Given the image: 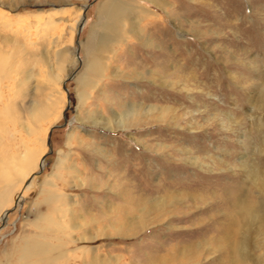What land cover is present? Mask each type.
Here are the masks:
<instances>
[{
  "label": "rangeland",
  "instance_id": "rangeland-1",
  "mask_svg": "<svg viewBox=\"0 0 264 264\" xmlns=\"http://www.w3.org/2000/svg\"><path fill=\"white\" fill-rule=\"evenodd\" d=\"M159 1L0 0L21 35L0 31L1 53L24 80L32 67L18 106L57 91L67 104L51 132L40 122L50 151L45 143L41 170L10 206L0 264H22L19 246L33 241L56 246L34 264H264V0ZM108 2L127 13L112 41L117 28L103 29L100 15ZM59 52L64 79L47 87ZM94 56L99 75L88 70ZM133 106L154 112L115 121ZM45 190L67 203H48ZM245 194L263 223L225 245L217 227L233 207L224 199Z\"/></svg>",
  "mask_w": 264,
  "mask_h": 264
},
{
  "label": "bare ground",
  "instance_id": "bare-ground-1",
  "mask_svg": "<svg viewBox=\"0 0 264 264\" xmlns=\"http://www.w3.org/2000/svg\"><path fill=\"white\" fill-rule=\"evenodd\" d=\"M151 1L158 4L161 3V1L159 0H151ZM120 7L122 8L124 6H120ZM120 7L108 2L101 9L100 15L105 16L108 19V21H110L107 24L104 23L105 25L103 29L112 28L114 30L117 28L115 30V35L106 37L109 41L115 40L114 36L116 37L120 32V30H122L120 26L121 25L120 21L126 19L127 16V13L125 14V12ZM84 9H85L84 7H81L79 9L78 18L77 20H75V27L79 25V23L82 21L79 26V30L83 26ZM62 12L56 10H50L47 12V17L54 18L55 14L57 15L58 13L59 14L61 13V17H60L61 21L66 24L70 23L69 19L65 15L66 13L63 14ZM7 16L8 15L4 14L0 9V31L4 32L3 36L6 33L7 34L11 33L15 37H18L20 32H18L19 31L18 28L15 27V24L18 23L16 21L15 23H10V19ZM38 23L39 25L41 24L43 29H45L49 26L50 21L47 20L46 24L41 23L40 21ZM26 28L27 29L31 28L30 23L29 26ZM72 30H74V27H72ZM126 33H127L126 31L122 32L121 36L126 35ZM25 39L26 41H29L27 37H24V40ZM1 49L2 48L0 46V223L2 224L0 226V229H2L3 226L5 225L7 215L9 214L8 213L4 215L5 211L12 210L13 208H10V206L19 204L25 191L32 185V179L34 176L33 173L36 171V169L41 170L42 168V162L44 160L42 148H44V145L46 143V138L42 137L45 129L43 130V127L40 125V122L41 121L46 122V124L48 125L46 131L51 132L53 128L51 125L53 122L52 120H54L55 122L57 119L60 118L63 112V105L65 103V99H64L65 97H63V95L59 91H57L58 96L54 95V99L50 98L51 94L49 93L46 94L45 96L46 99L44 103L43 102L37 103L34 100V101H29L27 104L23 103V107L18 106V96L21 93H23L21 92L22 90L21 86L25 83L26 79L27 80L31 79L32 67L30 70H28L29 72L28 74H26V77H24L25 80L22 79V77H20L19 67L15 69L16 61H14V63L11 62L10 61L11 57L9 56L10 53L3 54L1 53L2 52ZM56 56L57 57H56L55 65L49 66V70L46 73L45 84L47 87L54 86L55 84H61L62 80L64 79L62 78V76L59 75V73L55 72L54 70V68H56L57 71L62 70V65L64 62L63 60L64 54L62 52H59ZM1 57H7V58L5 59V61H3ZM94 57L98 58V60L95 58L94 64L90 65L88 70L90 72L91 71L95 72L96 75H99L102 69L100 67L101 62L99 57L97 56ZM84 86L89 88L92 86V84L91 82L88 81L85 83ZM63 91L65 92L64 88ZM134 106L128 108L130 109V111H125L120 115H116L115 121L122 126H126L128 122V118L130 117L134 118L135 116H138L139 113L140 115L143 114L144 116L148 113L153 114L154 112L152 111L154 107L150 108L144 106L141 108H134ZM106 125H107L106 126L107 129H111L110 122H108V120H106ZM15 126L17 128H15ZM18 127L25 133L26 136V140L24 139L25 141H22L21 138L16 134V132L18 131L17 130ZM4 138L8 140H12L13 143H15L16 150L13 149L14 151H12L10 148L11 145L4 143L5 142ZM16 138L19 139V141L17 140L18 142L17 141L14 142V139ZM49 146H50V137H49ZM17 147L19 148L17 149ZM189 162L191 164H194L195 160H190ZM253 173H255V171H253ZM260 179H261L260 184H264V178L261 177ZM47 184L53 187V185L50 182L49 183L47 182ZM44 194L46 196V201L48 203L51 202H56L60 204L67 203L66 197L58 194L57 192L55 193L54 191L51 190L50 191L45 190ZM246 198L247 197L245 194V196H241L240 198L234 197L231 202L228 201V199H224L225 203L233 207V213L231 215L226 212L223 215V217L225 218L224 221L227 220V222L226 223L219 222V225L217 227V231L220 234L219 238L224 239L225 245L231 243L233 239L238 240L237 238L238 236L244 238L249 232H251V230L248 229L249 226H253L254 224L257 223H263V218L262 215H260V212L257 211L255 205H251V202L246 200ZM157 202H160V199H158ZM237 246L238 245L236 244V242H233L230 247L232 248V253L234 254L236 248L237 254L240 256L241 251H239ZM49 247H50L49 244L40 241L38 242L33 241V243H29V244L23 243L22 246H19L20 251H19L18 259L19 261L22 262V264H27V263L34 264L33 261H30L29 258L32 257L34 254H41V253L44 254L45 252L49 251V249L51 248ZM183 249H187V247ZM51 250L55 251L56 246H52ZM183 255L184 253L180 254V256ZM55 260H56L55 258L52 259L53 262ZM50 261L48 258L42 259L39 261L38 264H48ZM231 264H237L236 260L231 261Z\"/></svg>",
  "mask_w": 264,
  "mask_h": 264
},
{
  "label": "water",
  "instance_id": "water-1",
  "mask_svg": "<svg viewBox=\"0 0 264 264\" xmlns=\"http://www.w3.org/2000/svg\"><path fill=\"white\" fill-rule=\"evenodd\" d=\"M84 8H85V5L83 6ZM78 30H79V27H78ZM63 88H64V86H62ZM65 89V88H64ZM66 98H67V96H66ZM67 102H68V98H67ZM67 108V104H66V106L64 107V109H63V112H62V118H63V120L65 119L64 118V110ZM52 127H54V126H52ZM46 143H47V145H48V152L50 151V146H49V133H48V135H47V137H46ZM39 171H40V169H39ZM11 210H8V211H5V213H4V215H6V214H8L9 212H10ZM2 224H0V226H1Z\"/></svg>",
  "mask_w": 264,
  "mask_h": 264
}]
</instances>
